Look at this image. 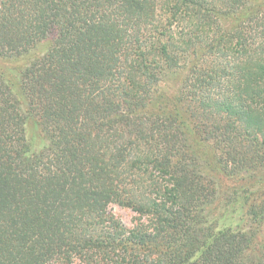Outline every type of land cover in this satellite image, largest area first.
<instances>
[{
    "label": "trees",
    "instance_id": "1",
    "mask_svg": "<svg viewBox=\"0 0 264 264\" xmlns=\"http://www.w3.org/2000/svg\"><path fill=\"white\" fill-rule=\"evenodd\" d=\"M263 231L264 0H0V264H264Z\"/></svg>",
    "mask_w": 264,
    "mask_h": 264
},
{
    "label": "rangeland",
    "instance_id": "2",
    "mask_svg": "<svg viewBox=\"0 0 264 264\" xmlns=\"http://www.w3.org/2000/svg\"><path fill=\"white\" fill-rule=\"evenodd\" d=\"M180 82L178 81L177 85L179 86ZM160 89L165 91L168 95H173L175 91V86L171 82V80H167L164 78V80L160 83ZM227 185L229 184V180L224 179L223 181ZM108 211L113 216L117 217L119 222L127 228L132 227L135 225L138 221H145L143 216H140L139 214L135 213L128 207H124L121 205H118L116 203H111L108 206ZM262 235H264V231L262 232ZM71 264H82V262L78 258H74L72 260Z\"/></svg>",
    "mask_w": 264,
    "mask_h": 264
}]
</instances>
